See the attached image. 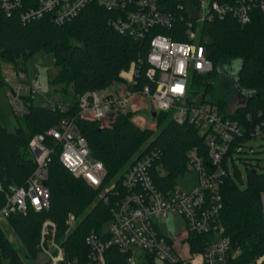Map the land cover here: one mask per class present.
Wrapping results in <instances>:
<instances>
[{"label":"built area","instance_id":"built-area-1","mask_svg":"<svg viewBox=\"0 0 264 264\" xmlns=\"http://www.w3.org/2000/svg\"><path fill=\"white\" fill-rule=\"evenodd\" d=\"M0 3L7 14L19 10L23 23L50 16L58 25L73 20L86 6L95 3L113 13L110 23L120 34L135 41L151 36L145 82L140 80L143 62L139 59L123 73V81L118 82L122 89H117L116 93L100 97L94 91L80 97L77 117L110 127L118 116L135 113L133 99L138 96L156 103V115L170 112L176 124L196 126L206 136L207 160L198 148L187 154L188 167L197 173L195 189L183 191L175 186L167 192L160 190L152 177V169L162 152L152 149L127 171L121 183L123 195L115 191L113 183L100 194L105 204L110 203L111 197L115 198L113 216L105 226V235L92 230L85 237L89 249L87 258L67 256L64 242L77 224L76 216L70 213L60 237L55 222L46 220L42 224L38 244L45 259L42 264H107L106 252L111 247L128 255L126 264H138L137 250L167 264H231L235 256L230 254L231 243L221 218V187L225 177L236 179V169L241 174L240 183L246 185L237 162H244L248 170L261 172L247 156L253 153L249 142L264 135V120L256 122L251 137H247L243 125L227 116L235 109L223 112L217 103L190 98L189 82L192 76L208 75L214 69L202 42L203 24L233 17L240 25H248L255 11L264 12V0H195L193 6L172 5L167 0H0ZM167 5L169 10L164 11ZM173 34L183 36L185 41L175 40ZM2 74L10 106L17 118L29 113L28 98L34 100L38 94L51 103V108L63 113L69 110L68 102L47 99L42 87L36 85L35 75L28 76L25 70L14 67L2 70ZM239 105L241 101L236 108ZM48 138L61 146L60 161L74 177L83 179L95 190L103 185L107 176L104 164L92 157L75 118L67 117L31 139L29 147L36 168L24 186L5 192L0 225L12 214L27 215L30 210L40 213L50 209L47 181L54 149L47 144ZM0 192H4L1 182ZM261 208L264 214V192ZM169 215L183 223L188 246L192 235L208 238L203 252L192 254L189 247L186 255L173 237L159 231V224ZM263 262L264 256H261L248 264Z\"/></svg>","mask_w":264,"mask_h":264},{"label":"trees","instance_id":"trees-1","mask_svg":"<svg viewBox=\"0 0 264 264\" xmlns=\"http://www.w3.org/2000/svg\"><path fill=\"white\" fill-rule=\"evenodd\" d=\"M167 1L172 5L195 4V0ZM163 9L168 11L169 5ZM113 16L111 11L92 3L63 25L56 24L50 16L23 23L19 10L7 14L0 3V57L11 58L14 68L25 70L23 64L29 58L40 51L51 52L55 66L60 68L51 85H63L61 91L64 95L70 88L73 93L70 100L64 101L70 104L65 113L50 106L35 105L34 100L28 98L29 113L17 119L13 130L0 122V182L4 188V192H0V208L5 203V192L12 187L24 186L36 168L29 147L31 139L46 133L67 117L75 118L92 157L101 161L107 171L103 185L97 190L91 188L63 166L61 146L48 138L47 144L54 149L47 181L51 194L50 209L40 213L30 210L27 215L12 214L0 225V264L37 262L41 256L38 244L44 221L55 222L60 237L65 232L70 213L76 216L77 224L64 242L67 256L87 258L89 249L85 237L92 230L105 235V226L113 216L115 198L111 197L110 203L105 204L100 194L113 183L115 191L119 190L123 195L121 183L127 171L150 150L162 152L160 160L153 166L152 177L163 192L173 189L176 178L188 170L187 154L191 149L198 148L207 160L206 136L196 126L176 124L170 112L156 115V130L138 126L132 120V114L118 116L110 127H101L99 122L77 117L76 106L80 97L123 81V73L139 59L143 62L140 80L145 82L151 36L135 41L120 34L110 23ZM202 35L214 69L208 75L191 77L190 98L217 103L223 112L239 98L241 105L227 116L239 121L247 137H251L255 123L264 120V12L255 11L252 22L245 26L233 17L205 23ZM173 38L185 41L183 36L173 34ZM235 61H241L237 79L231 88L217 90L222 72L230 70L228 66L234 65ZM247 173L244 189L238 183V180L242 182L238 169L236 179L225 177L221 187V218L230 239V254L235 256L231 264H248L264 256V214L261 208L264 172L253 175L247 169ZM10 232L15 242L10 239ZM207 239L206 236L192 235L188 239L190 252H203ZM127 256L117 247H111L106 252V262L126 264ZM145 257L147 264H156L154 257Z\"/></svg>","mask_w":264,"mask_h":264},{"label":"rangeland","instance_id":"rangeland-1","mask_svg":"<svg viewBox=\"0 0 264 264\" xmlns=\"http://www.w3.org/2000/svg\"><path fill=\"white\" fill-rule=\"evenodd\" d=\"M209 1V0H206ZM229 65V64H228ZM241 61H235L234 65L228 66L231 68L230 70L223 71L220 77L219 84H217V90H226L227 87L231 88L233 85V81L237 79L238 70L240 68ZM14 62L11 58L8 57H0V122L6 126L8 129L13 130L17 125V118L12 111V108L9 103V99L7 97L5 84L2 82V70L13 68ZM233 67V68H232ZM23 68L27 72L28 76H36V85L42 87V92L45 94L47 99L54 101H68L72 98L73 93L70 88L67 95L63 94L61 89L63 85H51L52 80L57 76L60 71L58 66H55V58L53 53L40 51L36 55L29 58L24 64ZM223 69V68H222ZM118 83H114L105 90L98 91V95L100 97L114 94L118 89ZM232 90V89H231ZM234 91V90H233ZM235 92V91H234ZM235 94V93H234ZM228 97H232L228 95ZM144 103H141L134 110V114L132 120L142 128L153 127L157 128V122L152 116V112L156 111L157 105L155 102L146 99ZM240 99L237 98L232 103H230V110L235 109V107L239 104ZM34 104L38 106H50L45 98H43L40 94L36 95L34 98ZM249 146L252 147L253 153L247 158L250 159V163L259 167L261 172H264V135L259 136L256 139H253L249 142ZM250 153V151H249ZM239 169L243 172L244 178L247 181L248 173H247V165L244 162H237ZM198 185L197 181V173L191 167H188V170L184 175H179L176 178V187L183 191H191L195 189ZM239 185L242 189L245 188L240 182ZM175 216L169 215L165 222L160 224V228L163 232V235L169 236L171 233L175 235L176 233V224H175ZM10 239L15 242L12 233L10 232ZM136 259L138 264H147L144 254L140 251H136ZM45 259L40 256L37 262L33 264H42ZM156 264H166L165 262L156 260Z\"/></svg>","mask_w":264,"mask_h":264},{"label":"crops","instance_id":"crops-1","mask_svg":"<svg viewBox=\"0 0 264 264\" xmlns=\"http://www.w3.org/2000/svg\"><path fill=\"white\" fill-rule=\"evenodd\" d=\"M0 77H1V75H0ZM118 89H122V87L118 86ZM145 101H147V100H145L144 98H141V97H138V96L134 97L133 103H134L135 109L137 108V106H139L141 103H144ZM235 109H236V107H235ZM175 224H176V226H175L176 227V233H175V235H172L170 233L169 236H171V237H173L175 239V242H176L178 248L184 254L187 255V254H189V246H188V244L185 241V227H184L183 223L180 220H178L177 218H175ZM159 231L161 233H163L161 228H160V224H159Z\"/></svg>","mask_w":264,"mask_h":264},{"label":"water","instance_id":"water-1","mask_svg":"<svg viewBox=\"0 0 264 264\" xmlns=\"http://www.w3.org/2000/svg\"><path fill=\"white\" fill-rule=\"evenodd\" d=\"M152 116L155 118L156 117V112L155 111H153L152 112ZM258 172H257V170H252V174L253 175H255V174H257Z\"/></svg>","mask_w":264,"mask_h":264}]
</instances>
